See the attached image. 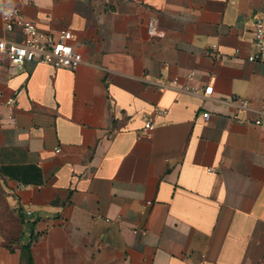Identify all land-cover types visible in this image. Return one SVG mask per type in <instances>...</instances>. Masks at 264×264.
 Returning a JSON list of instances; mask_svg holds the SVG:
<instances>
[{"label":"crops","instance_id":"1","mask_svg":"<svg viewBox=\"0 0 264 264\" xmlns=\"http://www.w3.org/2000/svg\"><path fill=\"white\" fill-rule=\"evenodd\" d=\"M0 2L83 57L0 51V264H264V0Z\"/></svg>","mask_w":264,"mask_h":264},{"label":"built area","instance_id":"2","mask_svg":"<svg viewBox=\"0 0 264 264\" xmlns=\"http://www.w3.org/2000/svg\"><path fill=\"white\" fill-rule=\"evenodd\" d=\"M0 16L5 30L12 31L15 27L20 28L23 38L20 42H9L0 38V51L5 53L12 67L20 68L25 62L38 61L40 63L52 65L54 67H64L67 69H76L82 62L83 57L76 51L71 44L73 37L69 29H61L56 33L41 32L37 29L35 23L26 20L21 11L9 5L0 2ZM253 44L254 51L250 54V59L255 62H264V16H257L253 22ZM212 49L215 46L211 47ZM212 51H207V55H212ZM192 79V75H188ZM173 79L172 83H176ZM167 84H159V90L162 91ZM191 91L195 90L190 88ZM213 90V83L209 82L203 88V95L209 96ZM241 107H247L249 101L246 98L237 97L231 101ZM16 103L15 96L7 100L9 106ZM165 110L156 108L151 113L142 115L143 130L149 132L155 126V116L164 114ZM209 113H203L202 118L207 121ZM243 121V120H241ZM252 123L264 131V101H262L258 115L252 120ZM57 151H59L57 149ZM22 187L30 186L21 184ZM29 210L26 214H30Z\"/></svg>","mask_w":264,"mask_h":264}]
</instances>
